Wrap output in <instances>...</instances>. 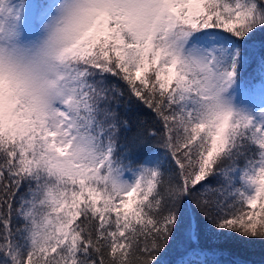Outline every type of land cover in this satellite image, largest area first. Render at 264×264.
Segmentation results:
<instances>
[{"label": "snow or ice", "instance_id": "6c2138e0", "mask_svg": "<svg viewBox=\"0 0 264 264\" xmlns=\"http://www.w3.org/2000/svg\"><path fill=\"white\" fill-rule=\"evenodd\" d=\"M229 242L264 245V0H0V264Z\"/></svg>", "mask_w": 264, "mask_h": 264}, {"label": "trees", "instance_id": "16d2710c", "mask_svg": "<svg viewBox=\"0 0 264 264\" xmlns=\"http://www.w3.org/2000/svg\"><path fill=\"white\" fill-rule=\"evenodd\" d=\"M223 253L225 259L245 261L246 264H261L264 260V245L259 243L239 245L229 242Z\"/></svg>", "mask_w": 264, "mask_h": 264}]
</instances>
